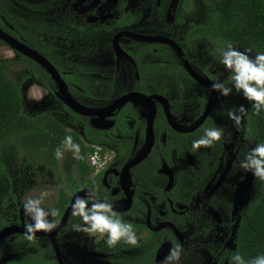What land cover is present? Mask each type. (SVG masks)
Here are the masks:
<instances>
[{
    "label": "flooded vegetation",
    "instance_id": "af4514ba",
    "mask_svg": "<svg viewBox=\"0 0 264 264\" xmlns=\"http://www.w3.org/2000/svg\"><path fill=\"white\" fill-rule=\"evenodd\" d=\"M44 2L41 11L45 15L34 22L13 0H0V8L5 6L10 15L9 21L0 15V29L44 56L80 105L101 110L120 104L104 115H81L62 101L52 78V86L37 80L41 97L57 98L71 117L68 128L58 123L88 148L84 163L80 159L72 162L71 185L65 187L58 180L55 200L51 205L45 200L43 206L57 210L55 219L60 225L73 197L79 192L83 196L85 190L98 186L101 195H107L114 204V210L132 223L139 243L109 249L102 239L72 231L77 218L69 213L65 223L53 230L52 237L35 236L33 243L45 254L42 259L51 264H157L159 248L167 245L158 263L162 264L179 244L183 248L181 264H227L235 250L240 213L251 201L234 208L236 176L225 180L236 155L234 127L222 113L234 107L235 94L224 97L219 107L216 102L197 126L211 94L185 70V62L196 75L215 81L213 71L203 70L201 62L194 64V45L203 40L189 45L187 38L189 29L196 26L181 24L191 1ZM200 25L204 24L197 26ZM139 36L168 38L179 46L181 53L168 43L150 42ZM6 45L19 60L20 53ZM95 85L98 91L109 85L119 90L116 88L118 92L111 97L99 98L91 90ZM130 94L142 95L147 100H134V95L128 99ZM218 96L217 93V101ZM39 113L52 117L44 108ZM211 126L225 128L223 142L211 149L192 150L191 141L201 135L203 128ZM223 169H227L224 176ZM192 178L198 182L205 180L202 192L192 188ZM62 188L68 193L65 198H61ZM21 208L16 219L0 225V230L6 225L24 226L30 222ZM22 237L25 239V234L13 233L1 240L0 264L23 253L25 246L13 247L22 243ZM26 251L35 253L33 248Z\"/></svg>",
    "mask_w": 264,
    "mask_h": 264
},
{
    "label": "trees",
    "instance_id": "16d2710c",
    "mask_svg": "<svg viewBox=\"0 0 264 264\" xmlns=\"http://www.w3.org/2000/svg\"><path fill=\"white\" fill-rule=\"evenodd\" d=\"M203 1L214 11L212 23L190 28L187 38L189 45L192 41L200 39L217 50L222 49L226 43H231L248 46L256 53L264 52V0ZM0 15L9 21L10 15L5 6L0 8ZM18 56L19 60L0 61V145L10 138H15L28 156L44 155L48 168L56 171L58 159L54 155L55 149L62 148L64 137L70 135L73 141L80 145L82 157L80 160L84 163L88 148L78 136L67 131L48 114L39 113L35 116L25 114L22 84L15 83L7 75L12 67L25 63L35 80L47 86H52L53 81L34 61L21 54ZM179 69L184 73L181 66ZM171 71L176 74L177 70ZM244 106L246 124L254 143L264 142V110L257 114L251 103L246 100ZM4 172L5 166L0 160V174ZM81 180L84 182V175L81 176ZM67 195L66 190L62 188L61 198ZM21 240L22 243L13 244V247L25 246L23 253L3 264H51L48 260L42 259L41 256L45 254L33 243L34 239L29 241L22 237ZM234 245V252L239 251L246 261L264 253V182L260 180L257 195L240 213ZM27 248H33L35 253L27 252Z\"/></svg>",
    "mask_w": 264,
    "mask_h": 264
},
{
    "label": "rangeland",
    "instance_id": "374dc122",
    "mask_svg": "<svg viewBox=\"0 0 264 264\" xmlns=\"http://www.w3.org/2000/svg\"><path fill=\"white\" fill-rule=\"evenodd\" d=\"M15 5L20 11H24L30 15L31 21H39V17L45 14L41 11V6L44 5L45 0H13ZM191 4L182 19V27L197 26L199 24L212 23V17L214 15L213 9L206 4L203 0H190ZM58 12L55 13V16ZM22 27V26H21ZM23 28V27H22ZM25 29V28H23ZM111 37V36H110ZM110 37L108 40H110ZM105 39V41H108ZM104 41V40H103ZM234 47L245 50L251 49L245 45H233ZM220 50L210 45L206 41H199L194 45V64L202 63L203 70L213 71V81H222L230 86L229 74L224 70L223 66L219 63ZM252 50V54L256 52ZM53 59L54 56L49 57ZM16 54L5 44L0 42V61L16 60ZM131 71V70H130ZM128 73V72H126ZM133 72H130L132 74ZM129 74V73H128ZM128 74L125 78L129 79ZM9 78L15 83L22 84V92L24 98V112L27 116H33L44 109L52 114V117L66 128L69 127L71 122L70 115L65 112L59 100L57 98L49 97L46 100L41 97L42 90L39 88V82L34 80L30 75V69L25 63L13 66L7 73ZM117 87L106 86L101 89H97V86L91 87L93 93L99 98H108L116 94L119 90ZM43 96L46 95V90L43 92ZM219 95V94H218ZM236 98L234 107L238 108L241 105L244 106L245 99L240 95H234ZM211 101V97L207 104ZM224 101V97L218 96L217 106L219 107ZM245 108V106H244ZM233 128V126H232ZM248 125L246 124V118L242 121L239 130L234 128L232 137L234 139V151L235 158L231 167L223 169V176L230 178L236 176V184L233 189V201L234 208L241 207L246 203L252 201L258 193V179L255 178L251 172H245L239 167L240 160L243 158V153L248 147L254 146V140L251 132L248 131ZM253 140V144L249 145L248 141ZM231 151V148H228ZM232 157H230L231 159ZM76 158L70 151L64 150L63 157L58 161V168L56 171H52L48 168V163L44 158V155L38 154L34 157L28 156L25 151L20 147L18 141L15 138H10L4 141L0 145V160L5 166V172L0 174V225L8 224L14 221L17 217V212L22 206V200L27 198H38L41 193H47L44 197L49 205L55 200L58 190V180L64 182V186L68 187L73 181V175L71 167L72 162ZM194 171V170H193ZM195 172V171H194ZM234 174V175H233ZM207 178L206 180H208ZM220 178L217 180L219 181ZM231 180V179H230ZM195 188L202 192L203 183L195 181L192 178ZM215 183V181H214ZM207 185V184H206ZM222 212V211H221ZM8 226V225H6ZM4 226V227H6ZM3 228V227H2Z\"/></svg>",
    "mask_w": 264,
    "mask_h": 264
},
{
    "label": "clouds",
    "instance_id": "9594fccd",
    "mask_svg": "<svg viewBox=\"0 0 264 264\" xmlns=\"http://www.w3.org/2000/svg\"><path fill=\"white\" fill-rule=\"evenodd\" d=\"M219 63L229 74L230 86L217 80L211 85L212 91L225 98L233 94L242 96L251 103L257 114L264 110V52L252 54L251 49L240 50L233 44L226 43L220 50ZM222 114L227 116L237 130L246 118L243 105L228 108ZM248 131L250 132V129ZM224 138V127H205L201 135L191 141V148L194 151L201 148L211 149L221 144ZM248 143L252 145L253 140L250 139ZM64 150L70 151L74 158L82 159L80 145L75 143L70 135L64 137L62 148L55 149V157L61 159ZM239 167L264 182V142H255L254 146L248 147L243 153ZM46 195L47 193H41L38 198L22 200L24 214L30 221L24 225L25 238L29 241L35 238L37 232L51 233L59 226V220L55 219L57 210L43 206ZM70 207V216L77 218L72 225V231L82 233L88 238L102 239L109 249L118 245L138 246L139 237L132 223L114 210V204L109 201L107 195H101L98 186L85 190L83 196H75ZM182 254L183 248L177 244L162 264H181ZM227 264H264V253L246 261L239 251H236L228 257Z\"/></svg>",
    "mask_w": 264,
    "mask_h": 264
},
{
    "label": "water",
    "instance_id": "95a60500",
    "mask_svg": "<svg viewBox=\"0 0 264 264\" xmlns=\"http://www.w3.org/2000/svg\"><path fill=\"white\" fill-rule=\"evenodd\" d=\"M141 39L143 40H147L150 42H159V43H168L170 44L174 49H176L179 53H181V49L179 48V46L177 44H175L173 41H171L168 38H164V37H157V38H149V37H144V36H139ZM0 40L4 41L6 44H8L9 46H11L16 52L30 58L31 60H33L35 63L39 64L42 68H44L46 70V72L48 74H50L51 78L55 81L59 92H60V97L62 99V101L68 105L73 111L81 114V115H93V114H98V115H104L107 114L108 112H110L113 108H115L116 106H119L120 103H115L107 108H103L101 110H93V109H88L85 108L84 106L80 105L79 103H77L68 93L66 84L64 83V81L62 80L60 74L58 73V71L55 69V67L44 57L42 56L39 52L29 48L28 46L24 45L23 43L11 38L8 34L4 33L1 29H0ZM115 44V48L117 50V53L119 54L120 48L119 46L116 44V38L114 40ZM185 70L189 72V74L191 76H193V78L195 80H197L201 85H203L204 87H206V89L210 92L211 94V101L207 104L206 109L203 113V115L201 116V118L199 119V122L197 124V126L199 124H201V122L206 118V116L209 114V112L212 110V108L215 106L216 102H217V92L212 91L211 89V85H212V81L207 78V77H200L199 75H196L195 72L193 71L192 67L190 66V64L188 62H185ZM135 96L134 100L140 99L141 101H145L147 100L146 97L142 96V95H137V94H130L128 97ZM157 98L163 99L160 96H157ZM139 100V101H140ZM163 103L165 102V100H161ZM171 120V119H170ZM193 128L189 129L192 130ZM183 131H189L186 129H180ZM171 173V171H170ZM80 193L83 192H79L77 195H80ZM75 196L73 197V199L75 198ZM73 199L71 200V203L73 201ZM71 203L68 206V208L66 209L64 216L62 218L61 224L59 225L62 226L65 223V220L67 218V216L69 215L70 211H71ZM23 210V208H21V211ZM13 233H23L25 234V230H24V226H8L5 227L3 229L0 230V242L1 240L10 234ZM54 231H52L51 233H43V232H37L35 234V236H49L52 237ZM167 245H163L159 248L158 252H157V264L160 262V260L162 259V257L164 256L166 250H167ZM57 256L58 258L59 256V252L58 250H56Z\"/></svg>",
    "mask_w": 264,
    "mask_h": 264
}]
</instances>
